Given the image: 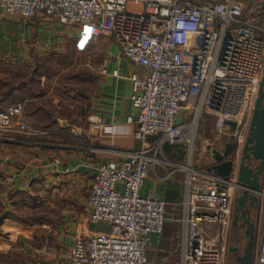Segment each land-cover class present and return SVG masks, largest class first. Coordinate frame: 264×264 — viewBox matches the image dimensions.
I'll return each instance as SVG.
<instances>
[{
  "label": "built area",
  "instance_id": "built-area-1",
  "mask_svg": "<svg viewBox=\"0 0 264 264\" xmlns=\"http://www.w3.org/2000/svg\"><path fill=\"white\" fill-rule=\"evenodd\" d=\"M256 1L0 0L7 17L44 14L83 27L92 40L112 37L136 67L130 100L137 115L126 123L136 125L133 137L141 146L94 174L82 212L89 223L109 229L77 239L68 264H157L147 252L150 236L163 232L165 204L141 196L140 189L158 163L170 165L156 157L164 144L182 147L187 156L185 165L175 166L185 173L182 264L222 263L224 247L216 236L229 223L233 198L243 186L234 173L223 177L192 162L204 114L214 117L222 137L229 133L227 122L246 128L255 108L264 75V28ZM23 106L17 102L0 112V128H12ZM182 110L192 111V118L177 122ZM16 127L34 134L27 124ZM234 134L241 139L243 131ZM151 136H161L154 155ZM257 252L264 264V205Z\"/></svg>",
  "mask_w": 264,
  "mask_h": 264
},
{
  "label": "crops",
  "instance_id": "crops-1",
  "mask_svg": "<svg viewBox=\"0 0 264 264\" xmlns=\"http://www.w3.org/2000/svg\"><path fill=\"white\" fill-rule=\"evenodd\" d=\"M261 8L264 9V0ZM263 9L259 23L264 28ZM73 30L77 34H72L52 16L7 17L0 10V62L14 65L8 69L13 77L19 71L29 72L36 59L61 54L70 39H83L86 34L90 38L87 30L79 25ZM111 39H100L108 46L105 49L108 54L104 62L94 68L90 85L85 84L75 97L77 122L70 124L74 130L70 131L56 119L51 128L35 130L25 140H19V134L11 130L5 132L10 138L1 141V148L3 145L6 148L4 155L0 154V264H68L77 239L109 229L105 224L89 223L82 212L90 183L102 164L121 162L126 152L141 146L133 137L136 125L126 123L129 116L136 118L137 115L130 100V76L136 67ZM7 77L5 73L0 76V92L5 89ZM19 95V90L14 91L5 103L20 98ZM27 97L23 101L30 102ZM27 113L38 115L39 111ZM192 114V111L182 110L177 122L190 120ZM201 123L203 130L199 134ZM201 123L192 166L209 171L212 163L205 161L204 155L209 143H217L218 133L212 115L204 114ZM160 137L148 138L150 155H154L153 147ZM156 157L170 165L158 163L142 185L140 194L164 201L165 224L161 234L150 236L152 245L147 257L157 264H182L186 210L181 202L185 173L175 166L185 165L187 156L182 147L164 144ZM232 173L237 175L235 169ZM238 194L237 191L232 201L229 223L216 236L224 247L221 264H240L237 257L244 253L248 243L244 227H233ZM260 205H264V198ZM255 226V234L259 236L261 215ZM235 248L239 251L235 252ZM252 264H259L257 246L253 247Z\"/></svg>",
  "mask_w": 264,
  "mask_h": 264
},
{
  "label": "rangeland",
  "instance_id": "rangeland-1",
  "mask_svg": "<svg viewBox=\"0 0 264 264\" xmlns=\"http://www.w3.org/2000/svg\"><path fill=\"white\" fill-rule=\"evenodd\" d=\"M66 26L72 31V34L73 32H77L76 30H73L75 25ZM100 39L92 40L87 34L83 39L80 37L76 40L70 39L63 47L61 54L55 53V55L39 59L38 64L40 66H38L39 68L36 71V79L30 86V89H32L33 92L30 90L29 93L27 92V87L25 88V91L27 92L26 95L30 96L26 97L28 99L31 98L30 102L23 101L21 95L20 98H13L8 103L4 102L3 105H1L2 108L0 109V112H4L17 102H21L24 105L22 113L14 118V125L12 128H0L1 155H4L5 151L3 152V150L6 148L4 145L3 148H1V141L4 142L7 138H10V136L5 135V132L9 133V130H11L12 132H15V134H19V140H25L27 137L32 136V134H29L28 132H21L16 127V124L18 123L27 124L29 129L32 132H35V130L51 128V123L53 120L57 119L60 123L62 122L63 125L65 124L66 127L68 126L70 131L74 130V127L70 124L77 122L75 117V97L76 95H79L78 93L81 92V89L85 84H87V86L90 85L89 82L91 81V74L94 68L96 69L99 67L108 54L105 50L108 46L105 43H102ZM110 41H112V39ZM12 66L14 67V65L2 64L0 62V76L5 73V75H8L6 80L12 83L27 81L28 72L19 71L15 74L16 76L13 77L12 72H8V69ZM33 97L37 98L36 103L31 102ZM67 101H69L68 104H66ZM34 104L36 107H41V109L38 110L39 114L28 115L27 112L33 110L32 107ZM48 112L49 115H47ZM23 118H25L26 121H23ZM203 123H201L199 134H201L203 130ZM209 123L210 121H208V124ZM63 134L65 139H67V133L64 132ZM196 145H198V141ZM262 207L263 205H259L253 215L256 223L260 218ZM257 243L258 236L255 234L253 247H256Z\"/></svg>",
  "mask_w": 264,
  "mask_h": 264
},
{
  "label": "water",
  "instance_id": "water-1",
  "mask_svg": "<svg viewBox=\"0 0 264 264\" xmlns=\"http://www.w3.org/2000/svg\"><path fill=\"white\" fill-rule=\"evenodd\" d=\"M227 125L229 133L217 137L216 144L207 145L204 160L211 161L209 171L220 176L229 177L234 169L237 171V181L243 189L238 190L235 198L233 227L243 226L248 239L237 262L252 264L256 230L253 215L264 198V75L247 127L237 126L235 122H227ZM237 130L243 131L241 139L234 134ZM234 250L238 252L239 248Z\"/></svg>",
  "mask_w": 264,
  "mask_h": 264
},
{
  "label": "trees",
  "instance_id": "trees-1",
  "mask_svg": "<svg viewBox=\"0 0 264 264\" xmlns=\"http://www.w3.org/2000/svg\"><path fill=\"white\" fill-rule=\"evenodd\" d=\"M245 2H247V3H250V0H244ZM262 1L263 0H257L256 2H255V4L257 5V6H260L261 5V3H262ZM262 9L263 8H260V15H261V13H262ZM264 10V9H263ZM262 17H261V21H262ZM38 61L39 60H35L32 64H31V66H30V71L27 73V81H23V82H18V83H12V82H10V81H8L7 83H6V86H5V89L2 91V92H0V109L2 108L1 107V105H3V103L10 97V95L14 92V91H17V90H19L20 91V97H21V95H22V100H25L26 99V96H28V95H26V93L27 92H29L30 93V90H31V92H33V90L32 89H30V86L32 85V83L35 81V76H36V71H37V69L39 68L38 66H40L39 64H38ZM29 87L28 88V90H27V92L25 91L26 89V87ZM22 92V93H21ZM28 97H30V96H28ZM29 99H31V98H29ZM36 100H37V98H35V97H33V99L31 100V102L32 103H36ZM31 106V105H30ZM35 107V108H34ZM33 108V110H30V112H38V110L39 109H41V107L40 106H38V107H36L35 106V104H34V106L32 107ZM47 115H49V112L47 113ZM55 120H53V122H54ZM52 122V123H53ZM51 123V124H52Z\"/></svg>",
  "mask_w": 264,
  "mask_h": 264
},
{
  "label": "flooded vegetation",
  "instance_id": "flooded-vegetation-1",
  "mask_svg": "<svg viewBox=\"0 0 264 264\" xmlns=\"http://www.w3.org/2000/svg\"><path fill=\"white\" fill-rule=\"evenodd\" d=\"M245 264H247V263H245Z\"/></svg>",
  "mask_w": 264,
  "mask_h": 264
}]
</instances>
